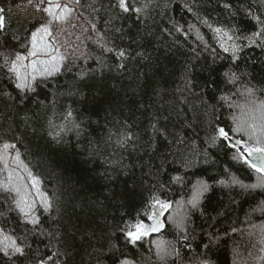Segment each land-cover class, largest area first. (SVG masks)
Returning a JSON list of instances; mask_svg holds the SVG:
<instances>
[{"label": "snow or ice", "instance_id": "1", "mask_svg": "<svg viewBox=\"0 0 264 264\" xmlns=\"http://www.w3.org/2000/svg\"><path fill=\"white\" fill-rule=\"evenodd\" d=\"M16 7L15 29L0 7V264H221L238 229L218 225L241 201L264 245V0ZM29 138L75 176L49 192ZM173 186L180 200L162 198Z\"/></svg>", "mask_w": 264, "mask_h": 264}, {"label": "trees", "instance_id": "2", "mask_svg": "<svg viewBox=\"0 0 264 264\" xmlns=\"http://www.w3.org/2000/svg\"><path fill=\"white\" fill-rule=\"evenodd\" d=\"M11 0H0V7H4V4ZM5 8V7H4ZM219 11V10H217ZM217 12H212L211 16L215 17ZM183 17V19H181ZM176 19H180L181 23H184L186 20L189 24H197L194 17L185 12H180L179 15L176 16ZM12 23V27L15 29L17 26H19V23L15 22L14 20L10 19ZM197 27H200V30L205 33L206 38L210 37L212 34L208 32L206 28L203 26H200L197 24ZM185 28H187V25H185ZM179 36V34H177ZM195 33L189 35L187 38V42L185 44V47H188V45H193ZM183 40V37H180ZM249 55L255 57L256 59H260V53L259 50H256L255 52L249 53ZM180 57H178L179 59ZM258 76H264V72L257 70ZM7 138V137H6ZM29 141H25V144H27V147L30 149V151H25V147L22 145H18L20 147L22 155V159L26 163L29 164L30 167H32L33 171L41 174L42 179L45 181V187L51 192L53 186L56 183V180L59 178L58 174L63 171L65 168H68L67 171H64V178L67 179L70 176L74 177L75 172L71 170V166L69 165L68 161L53 152H48L45 150L42 145L43 141L40 140H31L29 138ZM37 145H41L40 148L37 147ZM39 152H43V160L41 159V156L38 154ZM227 149H225L223 152H221V160L225 163H229L230 166L231 162L228 160L227 156ZM233 170H239V174L246 179V182H251L252 179H254L255 174L252 173L250 170H248L246 167L242 165H234ZM183 195L182 191L177 187L173 186L172 191L169 193H163L162 198L165 199H171L173 201L180 200L181 196ZM216 206V201L213 200L212 206L209 208V211L212 213V215H215L214 212H212V208ZM176 205L174 203V209ZM251 211L249 203H245L241 201L237 205L232 206V210L228 212L227 218L223 220V222L218 225L221 229L223 228H230V227H236L238 231L234 234H232L231 239L228 241V246L226 249L222 248L221 252L219 253L221 264H264V262L258 260L256 257L260 255H264V253H260L259 249L261 247H264V245H261L259 243V234L257 229H252L250 224L246 222L247 217L246 214ZM173 210H169V212H166L164 214L166 223H167V217L170 213H172ZM264 218L259 217L258 214L254 215L252 218V222L255 224H259L261 220ZM197 223L199 224V220H197ZM249 233H253V235H249ZM171 239V235L169 234V230L165 229L160 234H154V239ZM255 245V247H253ZM249 253H252V255H249Z\"/></svg>", "mask_w": 264, "mask_h": 264}, {"label": "rangeland", "instance_id": "3", "mask_svg": "<svg viewBox=\"0 0 264 264\" xmlns=\"http://www.w3.org/2000/svg\"><path fill=\"white\" fill-rule=\"evenodd\" d=\"M21 0H11L4 4L5 9H11L10 12H8V18L14 20L15 22L21 24L25 23L24 20V13L21 10H18L16 5L19 4ZM29 12H31V8L28 9Z\"/></svg>", "mask_w": 264, "mask_h": 264}]
</instances>
